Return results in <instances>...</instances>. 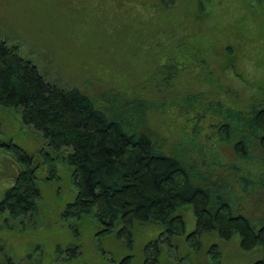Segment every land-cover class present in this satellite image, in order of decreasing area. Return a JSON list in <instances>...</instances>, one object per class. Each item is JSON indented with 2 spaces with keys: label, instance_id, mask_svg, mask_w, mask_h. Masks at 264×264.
<instances>
[{
  "label": "rangeland",
  "instance_id": "1",
  "mask_svg": "<svg viewBox=\"0 0 264 264\" xmlns=\"http://www.w3.org/2000/svg\"><path fill=\"white\" fill-rule=\"evenodd\" d=\"M0 38L19 43L48 81L76 86L105 109L133 98L166 102L164 114L155 112L146 119L153 136L173 150L194 134V127H201L198 139L207 145L205 151L223 163L234 162V154L231 145L218 143L223 117L215 107L199 117L202 107L185 113L173 101L203 93L204 106L208 99L238 109L264 103V0H174L172 6L161 0H0ZM163 64L178 70L170 86L157 76L148 80ZM109 95L107 102L104 96ZM0 140L15 142L34 158L40 188L37 212L14 218L8 209H0V264H146L144 247L158 239L163 225H137L131 247L127 236L98 237L93 216H62L77 197L66 154L56 159L57 175L50 179L44 141L22 123L18 111L2 107ZM257 145L255 159L241 165L264 178V154ZM24 165L11 147L0 146V202ZM215 175L235 176L218 168L211 178ZM230 183L241 208L262 216L264 190L256 186L246 195L234 177ZM184 214L185 233L172 236L171 246L160 243L157 250L150 244L149 263L154 254L158 264H252L262 256L259 247L243 249L239 234L227 241L215 233L187 240L196 227L195 214L192 209Z\"/></svg>",
  "mask_w": 264,
  "mask_h": 264
},
{
  "label": "trees",
  "instance_id": "2",
  "mask_svg": "<svg viewBox=\"0 0 264 264\" xmlns=\"http://www.w3.org/2000/svg\"><path fill=\"white\" fill-rule=\"evenodd\" d=\"M161 1L166 6L174 4V0ZM177 74L176 65L163 64L148 80L153 82L157 76L170 86ZM104 97L107 102L112 99L110 95ZM206 98L203 93H187L171 105L185 113L200 106L204 112L199 117L215 107L223 117L218 143L232 146V163H223L217 155L205 151L207 145L198 139L201 127H194V134L174 144L173 150L163 138L153 136L146 119L155 112L164 114L166 102L133 98L125 105L116 108L111 103L105 109L76 86L48 81L36 62L22 54L19 43L0 38V107L18 111L22 123L44 141L42 152L49 154L46 161L50 179L57 175L55 161L60 153L66 154L64 159L73 167L77 197L63 212L64 219L90 215L100 229L98 237L117 233L130 240L137 225H163L160 243L171 246L172 236L185 233L184 212L192 209L196 227L187 240L215 233L227 241L239 234L243 249L262 250V256L252 264H264V211L260 217L244 211L230 188L234 177L246 195L252 194L256 186L264 190L263 174L241 165L255 159L256 144L264 154V103L247 109L225 108L222 102L210 99L204 106ZM2 145L11 147L17 160L25 165L6 190L0 209H8L14 218L33 214L39 210V165L15 142L0 140ZM261 160L264 167V156ZM216 168L235 176L229 175V180L215 175L213 179L211 174ZM153 246L158 250V245ZM75 249L77 244L73 255L77 254ZM153 256L146 264L159 263L158 254Z\"/></svg>",
  "mask_w": 264,
  "mask_h": 264
},
{
  "label": "flooded vegetation",
  "instance_id": "3",
  "mask_svg": "<svg viewBox=\"0 0 264 264\" xmlns=\"http://www.w3.org/2000/svg\"><path fill=\"white\" fill-rule=\"evenodd\" d=\"M160 235H161V232H160V234H159L158 239L150 241L149 244L146 245V246L144 247L145 250H147V251H146V253H147V254H146V256H147V257H146V261H148V258H150V257L148 256V250H149L148 247H149V245H150V244H152L151 246H153V244L158 245V244L160 243V237H161ZM131 238H132V237H131ZM128 242H131L130 244L128 243V244H129V247H131V246H132V242H133V238H132L131 240L129 239ZM163 244H164V243H163ZM161 246H162V245H161ZM153 257H154V256H153ZM157 259H158V257H157Z\"/></svg>",
  "mask_w": 264,
  "mask_h": 264
}]
</instances>
